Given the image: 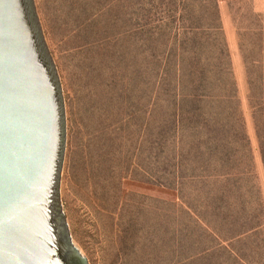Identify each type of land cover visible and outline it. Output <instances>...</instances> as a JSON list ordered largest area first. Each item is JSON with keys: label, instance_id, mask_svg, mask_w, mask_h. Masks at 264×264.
I'll return each mask as SVG.
<instances>
[{"label": "rangeland", "instance_id": "rangeland-1", "mask_svg": "<svg viewBox=\"0 0 264 264\" xmlns=\"http://www.w3.org/2000/svg\"><path fill=\"white\" fill-rule=\"evenodd\" d=\"M34 4L64 100L59 192L73 244L88 264H189L203 238L183 200L199 206L201 198L191 186L179 187L182 192L167 188L173 145L165 131L159 137L167 104L156 72L162 55L190 27L185 22L183 28L181 17L205 9L199 0ZM227 11L223 16L218 9L219 20L264 210V169L239 49L259 42L264 0H232Z\"/></svg>", "mask_w": 264, "mask_h": 264}, {"label": "trees", "instance_id": "trees-1", "mask_svg": "<svg viewBox=\"0 0 264 264\" xmlns=\"http://www.w3.org/2000/svg\"><path fill=\"white\" fill-rule=\"evenodd\" d=\"M199 1L205 13L181 17L190 27L162 53L156 72L167 104L159 137L165 131L173 145L167 188L191 186L201 198L199 206L183 200L203 238L189 264H264V210L217 0ZM255 36L258 43L239 49L264 169V31ZM159 103L157 95L153 111Z\"/></svg>", "mask_w": 264, "mask_h": 264}, {"label": "water", "instance_id": "water-1", "mask_svg": "<svg viewBox=\"0 0 264 264\" xmlns=\"http://www.w3.org/2000/svg\"><path fill=\"white\" fill-rule=\"evenodd\" d=\"M62 88L34 0H0V264H88L60 202Z\"/></svg>", "mask_w": 264, "mask_h": 264}, {"label": "crops", "instance_id": "crops-1", "mask_svg": "<svg viewBox=\"0 0 264 264\" xmlns=\"http://www.w3.org/2000/svg\"><path fill=\"white\" fill-rule=\"evenodd\" d=\"M218 1H220L219 5H218L219 12L223 16L227 15V13L229 14V11H227L228 10V2L232 1V0H218Z\"/></svg>", "mask_w": 264, "mask_h": 264}]
</instances>
